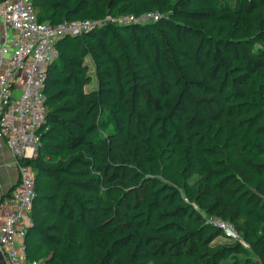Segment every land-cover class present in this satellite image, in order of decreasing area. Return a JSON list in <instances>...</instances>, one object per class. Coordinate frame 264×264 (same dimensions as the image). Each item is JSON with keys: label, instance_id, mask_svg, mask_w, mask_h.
I'll return each instance as SVG.
<instances>
[{"label": "trees", "instance_id": "16d2710c", "mask_svg": "<svg viewBox=\"0 0 264 264\" xmlns=\"http://www.w3.org/2000/svg\"><path fill=\"white\" fill-rule=\"evenodd\" d=\"M31 1L48 23L160 17L105 20L56 41L47 129L28 162L36 193L27 262L40 264L31 250L42 248L57 264H77L63 253L77 235L90 242L83 264H264V0L213 1L243 16L238 37L193 26L211 14L185 9L192 0ZM155 143L170 153L148 176ZM97 237L105 248L94 254Z\"/></svg>", "mask_w": 264, "mask_h": 264}, {"label": "built area", "instance_id": "2783aa9c", "mask_svg": "<svg viewBox=\"0 0 264 264\" xmlns=\"http://www.w3.org/2000/svg\"><path fill=\"white\" fill-rule=\"evenodd\" d=\"M157 11L139 15L122 14L97 19L64 20L57 23L37 20L31 0H0V139L7 144L18 180L9 196L0 202V252L5 264L27 262L25 234L31 226L30 212L35 196V173L29 160L37 156L46 113L47 67L58 57L56 41L76 35L109 20L120 24L157 20ZM228 239L242 240L228 221L209 216ZM19 238V242H17Z\"/></svg>", "mask_w": 264, "mask_h": 264}, {"label": "rangeland", "instance_id": "374dc122", "mask_svg": "<svg viewBox=\"0 0 264 264\" xmlns=\"http://www.w3.org/2000/svg\"><path fill=\"white\" fill-rule=\"evenodd\" d=\"M214 0H192L189 4H187L184 8L187 10H200V11H208L211 14L210 19H204L199 21H191L190 23L193 26L201 27L206 33L216 36V37H238L241 36L243 32V16L240 14H233L229 11H219L215 8L213 4ZM84 19H88L91 21H96L97 19L85 17ZM68 44V43H67ZM94 84V81L88 85L90 87ZM154 154L156 156V161L154 162V169L148 171V176H158V159L162 155L169 154V150H167L168 146L163 143H155L154 144ZM180 152L181 148L176 149ZM187 191H191V187L186 188ZM187 196V195H185ZM75 248L70 251L63 252L67 258H75L77 264H83L85 262V251L86 247L90 246V242L83 240L79 236L73 237ZM93 243V251L94 254L97 252H101L105 248V240L97 237L94 239ZM91 243V244H92ZM47 253V257H49V262H43V255ZM35 254H37V258H35ZM89 255V254H88ZM31 256L40 264H57V261H52L53 255L51 251H44V249H40L38 253H36V248H32ZM92 264L93 261H92Z\"/></svg>", "mask_w": 264, "mask_h": 264}, {"label": "crops", "instance_id": "0c3cea01", "mask_svg": "<svg viewBox=\"0 0 264 264\" xmlns=\"http://www.w3.org/2000/svg\"><path fill=\"white\" fill-rule=\"evenodd\" d=\"M2 21L0 20V28ZM18 180V172L12 160L10 150L4 140L0 139V202L7 198ZM2 216L0 211V224ZM19 242V238H17ZM0 264L4 263V258L0 252Z\"/></svg>", "mask_w": 264, "mask_h": 264}]
</instances>
